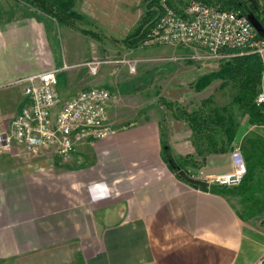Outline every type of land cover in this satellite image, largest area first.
Returning a JSON list of instances; mask_svg holds the SVG:
<instances>
[{
    "label": "crops",
    "instance_id": "crops-1",
    "mask_svg": "<svg viewBox=\"0 0 264 264\" xmlns=\"http://www.w3.org/2000/svg\"><path fill=\"white\" fill-rule=\"evenodd\" d=\"M141 2L75 0L74 9L84 17L75 26L40 12L0 17V130L26 101L20 86L6 83L32 73L57 69L60 102L91 86L115 94L107 107L110 134L78 142L67 158L16 144L0 151V264L264 260V227L251 217L249 195L264 194V123L251 122L240 107L228 113L231 138L226 124H217L214 136L204 131L198 138L160 97L190 112L188 96L195 91L188 85L203 66L181 67L174 86L157 83L158 94L141 75L131 76L136 71L120 77L116 64L88 72L86 61L114 55L116 44L132 50L121 40L138 25ZM217 80L226 84L213 79L206 86L211 94ZM232 146L240 147L247 165L237 186L201 187L179 175L180 158L195 177L230 170Z\"/></svg>",
    "mask_w": 264,
    "mask_h": 264
},
{
    "label": "built area",
    "instance_id": "built-area-1",
    "mask_svg": "<svg viewBox=\"0 0 264 264\" xmlns=\"http://www.w3.org/2000/svg\"><path fill=\"white\" fill-rule=\"evenodd\" d=\"M262 4L264 16V0ZM160 6L162 13L142 44L194 48L185 56L166 58L173 61L182 58L221 61L231 55L226 50L235 48L256 53L261 62V81L254 102L264 112V36L256 37L248 16L237 10L210 6L202 0H190L180 8L160 0ZM140 61L137 57L106 56L94 57L85 65L91 75L104 63H120L134 73ZM56 74L57 69H48L6 83L20 86L26 101L17 115L8 120L7 127L0 130V151L16 144L26 152L51 149L61 158H67L78 142L94 141L110 134L107 107L115 94L107 88L91 86L60 102ZM230 160V170L196 178L218 186H237L247 172L239 146L230 150ZM263 261L258 264H264Z\"/></svg>",
    "mask_w": 264,
    "mask_h": 264
},
{
    "label": "rangeland",
    "instance_id": "rangeland-1",
    "mask_svg": "<svg viewBox=\"0 0 264 264\" xmlns=\"http://www.w3.org/2000/svg\"><path fill=\"white\" fill-rule=\"evenodd\" d=\"M143 1L141 2V6L143 5ZM171 4L174 6L180 8L183 7L188 1L190 0H169ZM206 4L218 7V8H224L228 9L226 7L220 6V2L218 0H202ZM239 2L245 7L247 10V15L252 18L254 21V24L252 23L256 37H263L264 33L262 34L259 29H263L264 31V25L261 22V18L264 20L263 16V4L262 0H239ZM234 10V9H233ZM33 12H40L43 13L31 6H29L26 3L19 2L16 0H0V17H7L9 15H21V14H27V13H33ZM44 14V13H43ZM143 14V9H142ZM256 14V15H255ZM125 45V44H124ZM115 52L114 57H137L140 58L141 61L138 63V69L133 75H141V79L144 83H146L148 86L152 85L153 90L156 94L159 93L158 90V82L163 80L164 83L166 82L167 85L174 86V80L176 79V74L180 73V68L191 64L195 65L196 67L203 66V69H201V74L197 76L199 73L197 70L194 72L196 73V80L194 83H189V88H194V94L193 97L188 96L190 100L189 110H200L203 111L211 118H213V115L216 112L223 113L225 115H228L230 112H235L237 110H240L238 104L232 103L231 99L232 97L238 92V89L233 86L231 80L226 79V84L222 85L221 80L215 81L213 84L215 88V92L211 94V89H207V85L217 77H214L211 79V81L199 88L196 89V83L198 79L207 77L211 73L217 72L220 67V62L217 60H208V61H196V60H190V59H178L176 61L173 60H166L169 56H185L187 54H190L194 48L192 47H185L181 45H175V44H149L144 45L140 44L136 47H132V50L120 46L119 44L115 45ZM122 54V55H120ZM116 64L115 65V71L120 77H126L129 76L130 73L127 71V67L120 63H111ZM126 68H125V67ZM206 87V89H205ZM259 87V83L256 86L255 93ZM211 94V95H208ZM203 96V97H202ZM202 97V98H201ZM199 99V100H198ZM227 103L225 105L226 113L224 111H221V104ZM169 108V107H168ZM172 109V108H170ZM219 126L216 123H210L208 127L204 129V131H209L212 133L211 135L218 131ZM203 131V132H204ZM202 139V137L200 138ZM233 147V146H232ZM183 170V169H182ZM190 174V172L188 173ZM245 180V178H244ZM250 197L252 198V206L250 207V210H253V214L251 217L258 220L259 224L264 227V209H259V205L264 206V194H255V192H251ZM264 262V261H263Z\"/></svg>",
    "mask_w": 264,
    "mask_h": 264
},
{
    "label": "trees",
    "instance_id": "trees-1",
    "mask_svg": "<svg viewBox=\"0 0 264 264\" xmlns=\"http://www.w3.org/2000/svg\"><path fill=\"white\" fill-rule=\"evenodd\" d=\"M28 4L29 6L43 12L44 14L53 18L59 25L75 26L84 22L82 14L74 9L75 0H16ZM169 3L170 1L167 0ZM220 6L228 9L237 10L247 15V10L239 2V0H218ZM143 14L140 17L138 25L134 30L128 34L121 41L127 47H136L146 39L149 29L155 25L159 16L162 13L160 0H144ZM256 15V14H255ZM264 25V20L260 19ZM82 31L93 36L98 35V32L93 29L83 27ZM231 53L230 56L223 58L220 61V67L217 72L211 73L207 77L198 79L196 83V89H199L207 85L212 78L219 77L222 79L231 80L233 86L238 89V92L232 97L231 102L236 103L239 107L244 108L249 114V120L251 122L264 123V112L261 107L254 102L255 89L257 84L261 81V62L259 57L254 52H247L245 48L226 50ZM160 101L167 107L173 108V112L176 116L184 117L188 120L192 130L196 136L200 138L206 127L210 123L226 124L228 129V137L233 136L234 123L232 118L216 112L213 118L209 114L200 111L192 110L190 112L182 109L178 106L174 107V102L167 101L165 98L160 97ZM221 111H226L225 106L221 108ZM201 153V151L199 152ZM187 161L186 158H180L177 161V165L182 168L186 173L187 170L183 166V163Z\"/></svg>",
    "mask_w": 264,
    "mask_h": 264
},
{
    "label": "water",
    "instance_id": "water-1",
    "mask_svg": "<svg viewBox=\"0 0 264 264\" xmlns=\"http://www.w3.org/2000/svg\"><path fill=\"white\" fill-rule=\"evenodd\" d=\"M248 16V15H247ZM248 18L250 19L251 23L254 24V21L252 20V18H250V16H248ZM258 31H260L262 34L264 33L263 29H259ZM179 175L186 180L187 182H189L190 184L196 185V186H201V187H205L208 185V183L204 180H201L199 178L193 177L188 175L184 170H179Z\"/></svg>",
    "mask_w": 264,
    "mask_h": 264
}]
</instances>
